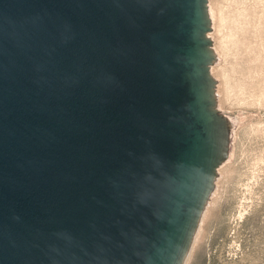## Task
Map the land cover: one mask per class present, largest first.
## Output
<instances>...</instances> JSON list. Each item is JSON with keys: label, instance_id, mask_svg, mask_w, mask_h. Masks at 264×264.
<instances>
[{"label": "water", "instance_id": "water-1", "mask_svg": "<svg viewBox=\"0 0 264 264\" xmlns=\"http://www.w3.org/2000/svg\"><path fill=\"white\" fill-rule=\"evenodd\" d=\"M208 0H0V264H182L225 155Z\"/></svg>", "mask_w": 264, "mask_h": 264}, {"label": "rangeland", "instance_id": "rangeland-1", "mask_svg": "<svg viewBox=\"0 0 264 264\" xmlns=\"http://www.w3.org/2000/svg\"><path fill=\"white\" fill-rule=\"evenodd\" d=\"M209 2L216 107L229 124L186 264H264V0Z\"/></svg>", "mask_w": 264, "mask_h": 264}, {"label": "bare ground", "instance_id": "bare-ground-1", "mask_svg": "<svg viewBox=\"0 0 264 264\" xmlns=\"http://www.w3.org/2000/svg\"><path fill=\"white\" fill-rule=\"evenodd\" d=\"M209 3H211V2H209V0H208V3H207V12H208V16H209V19H210V31L208 32V37L210 38V40H211V48H212V52H213V54H214V59H215V55H216V51L217 52H219L218 50H215V48H214V45H213V36H212V29H213V25H214V23H213V16H215V15H213L212 16V13H214V10H211V8H210V4ZM212 7V6H211ZM219 21V20H218ZM216 47V46H215ZM217 49V48H216ZM219 54V53H218ZM217 54V55H218ZM213 62H214V60H213ZM217 66V65H216ZM214 66V64L212 63L211 65H210V73H211V75H214L215 76V74H213V68L215 67V68H217V67H219V66ZM215 70V69H214ZM215 73V72H214ZM216 77V76H215ZM218 86V85H217ZM219 87H217V89H218ZM219 92V91H218ZM228 124H229V121H228ZM234 135V134H233ZM224 167V166H223ZM222 168V167H221ZM219 168L217 167V169L216 170H218ZM221 171V170H220ZM210 198V197H209ZM208 203H209V199H208V201H207V203H206V206H205V208L203 209V211H202V213H201V215H200V218H199V220H198V223H197V226H196V228H195V231H194V234H193V236H192V239H191V242H190V245H189V247H188V250H187V252H186V254H185V256H184V259H183V261H182V264H186V262H187V259H188V257H189V255H190V252H191V249H192V244H193V242H194V238H195V236H196V234H197V231H198V229H199V227H200V223H201V221H202V218H204L203 216H204V213H205V211H206V207H207V205H208ZM204 221V220H203ZM200 228H202V227H200ZM200 232V231H199ZM198 235V234H197ZM194 247V246H193Z\"/></svg>", "mask_w": 264, "mask_h": 264}]
</instances>
